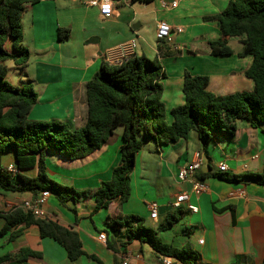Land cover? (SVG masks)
<instances>
[{"label": "crops", "instance_id": "obj_1", "mask_svg": "<svg viewBox=\"0 0 264 264\" xmlns=\"http://www.w3.org/2000/svg\"><path fill=\"white\" fill-rule=\"evenodd\" d=\"M227 2L185 0L177 8L170 9L162 0L148 4L117 0L113 1V15L102 18L96 8L85 6L84 0H41L27 6L23 13L21 44L29 58L22 67L11 62L9 69L16 77L10 84L31 88L37 94L29 120H55L75 128L84 123L85 84L101 62L115 63L131 54L157 57L161 62L166 75L161 81L162 100L167 111L183 104L185 70L192 75L207 76L208 91L213 94L252 91L253 83L243 75L250 58H239L237 54L241 50H232L233 54L225 57H215L209 52L208 43L218 38L219 29L216 23L203 22L202 18L210 15L209 7L213 4L217 3L222 11ZM160 21L171 28L170 43L155 38L156 25ZM59 29L69 30L66 41L57 40ZM197 29L205 30L198 34ZM262 129L264 125L252 128L245 122H238L234 137L219 135L215 142L206 146L195 141L194 134L169 145L154 142L155 152H151L152 147L143 148L142 145L130 175V196L126 202L115 200L106 209L95 211L91 198L69 200L61 205L50 194L43 206L47 219L77 233L85 255L69 261L59 244L40 237L36 226L21 225L14 230L19 229L20 233L13 240H0V256L28 249L40 257L29 258L27 264H97L89 256L98 258L103 264H159V257L149 246L137 241L124 245L125 229L109 228L107 219L135 215L144 219L145 226L155 227V230L165 214L174 209L176 196L186 192L190 204L197 206L198 211L190 213L182 207L183 218L171 229L158 234L164 243L176 248L188 245L198 256L194 264H232L236 261L260 264L264 255V186L244 179L228 183L216 175L222 163L227 167L225 173L230 175L260 173L264 165ZM120 135L121 130L115 129L99 150L77 160L48 152L45 158L48 177L78 191L97 189L101 182L110 180L112 170L119 163ZM197 152L202 155L197 175L204 177L208 187L201 195L192 192L190 181H181L177 176L182 167L194 160ZM1 163L6 169L14 167L13 152L5 151ZM21 173L35 176L34 169ZM238 190H243L244 195H230ZM26 199H30L26 194H0V213L10 211V204ZM152 203L158 208L171 209L154 221L149 218L148 210ZM2 226L0 217V229ZM179 229L183 237L180 239ZM100 234L105 235L103 241L98 239Z\"/></svg>", "mask_w": 264, "mask_h": 264}, {"label": "trees", "instance_id": "obj_2", "mask_svg": "<svg viewBox=\"0 0 264 264\" xmlns=\"http://www.w3.org/2000/svg\"><path fill=\"white\" fill-rule=\"evenodd\" d=\"M41 0H0V194H26L30 199L47 191L61 204L91 198L95 211L106 209L115 200L124 203L130 196V175L135 158L143 145L138 135L153 140L158 145H169L187 140L194 134L206 146L219 135L234 137L237 123L245 122L252 128L264 125V0H228L224 9L214 15L204 16L203 22L218 25L219 36L208 43L210 55L225 57L233 54L229 39L239 40L242 48L239 58H250L243 75L253 83L252 91H238L217 95L208 91L209 78L184 71L182 81L183 104L166 110L162 100L161 81L166 77L157 57L148 58L133 54L109 63L102 61L98 70L84 87V123L75 128L55 120L31 121L28 119L37 94L28 87L18 88L6 81L7 62L25 66L29 53L22 46L21 20L27 6ZM154 0H130L131 4H148ZM69 30H58L57 40L66 41ZM167 116L169 120H167ZM121 128L120 160L112 170L109 181H103L95 190L78 191L51 180L46 172L45 158L55 152L70 160L81 159L96 150ZM264 132V129H262ZM14 155L15 173L2 165L5 151ZM34 169L35 176L22 171ZM228 183L245 180L264 186V165L260 173L234 176L225 172L216 175ZM203 180L202 175H196ZM181 208L165 214L157 229L145 226L144 219L130 215L123 219H107L106 225L125 229V242L145 244L159 257L169 258L173 264H194L198 256L186 245L176 248L164 243L158 234L171 229L183 218ZM3 226L0 240H13L20 233L19 226L34 225L41 238L59 244L69 261L85 255L76 232L56 221L38 219L21 209L0 213ZM40 255L28 249L0 256V264H27L29 258ZM97 264L98 258L89 256ZM232 264H245L236 261ZM264 264V255L260 262Z\"/></svg>", "mask_w": 264, "mask_h": 264}, {"label": "built area", "instance_id": "obj_3", "mask_svg": "<svg viewBox=\"0 0 264 264\" xmlns=\"http://www.w3.org/2000/svg\"><path fill=\"white\" fill-rule=\"evenodd\" d=\"M163 4L168 6L170 9L177 8L180 3H182L185 0H170L168 3L165 2V0H162ZM84 5L92 8H96L99 15L102 18H109L113 15V1L112 0H84ZM155 38L158 41L167 42L170 43L172 40L171 38V28L170 26L164 22L160 21L156 25L155 29ZM202 165V155L197 152L194 155V160L190 162L185 167H182L178 172V179L181 181H190L192 184V192L196 195H201L205 192H207L208 187L205 184V182L201 179H198L196 177L197 173L199 172ZM8 172L15 173L16 170L13 167L7 168ZM227 167L224 163L220 164L218 166L219 172H226ZM231 196H243L244 191L238 190L237 192L231 193ZM50 196V193L47 191L41 192L37 195V197L33 199H26L18 203H13L9 205V209H21L26 213H30L33 217L38 219H47V214L43 209V206L45 205L46 201L48 200ZM185 208L186 211L190 213H197L198 207L195 205L190 204L189 202V194L186 192H183L176 196L174 203L172 205V208L178 209V208ZM158 206L155 203H152L149 205V218L151 220L156 221L158 219ZM98 239L100 241H103L105 239L104 234H100L98 236ZM201 242V241H200ZM174 261L169 258H163L159 260V264H173ZM123 264H127L124 262Z\"/></svg>", "mask_w": 264, "mask_h": 264}, {"label": "rangeland", "instance_id": "obj_4", "mask_svg": "<svg viewBox=\"0 0 264 264\" xmlns=\"http://www.w3.org/2000/svg\"><path fill=\"white\" fill-rule=\"evenodd\" d=\"M224 6H225V5H224ZM224 6L222 7V9L224 8ZM220 11H221V9L218 8L217 3H215V4H213V6L209 7V14H210V15H214V14L220 12ZM197 30H198V34H200V33H202V31H204L205 29H197ZM211 36H212V35H208L207 37H211ZM199 40H201V39L198 38V41H199ZM228 45L231 47V49H232L234 52H238V51H240L241 48H242V46H241L239 40L236 39V38H231L230 41H229V43H228ZM179 64H180V62H179ZM6 65H7L8 70H9V71H8V76L6 77V81L10 84V83L12 82V80L16 77V75H15V72H13L12 69H9V68H12V63H11V62H7ZM166 65H167V64H166ZM172 65H175V63L172 64ZM118 130L120 131L121 128L119 127ZM137 137H138V139L144 141V142H143V146H144L143 148H146V147H149V146H150V147H152L151 152H155V144H154V141H153V140H147V139H145L142 135H138ZM195 141H197V140H195ZM179 147H180V146H179ZM179 227H180V226H179ZM153 228H155V227H152V229H153ZM176 232H177V231H176ZM180 238H183V237H182V231H180V229H179V236H178V239H180ZM164 239H165V237H163V240H164Z\"/></svg>", "mask_w": 264, "mask_h": 264}, {"label": "water", "instance_id": "obj_5", "mask_svg": "<svg viewBox=\"0 0 264 264\" xmlns=\"http://www.w3.org/2000/svg\"><path fill=\"white\" fill-rule=\"evenodd\" d=\"M113 1H117V0H113ZM170 209H171V207H168V208L160 207L158 209V213H159V215H163L166 210H170Z\"/></svg>", "mask_w": 264, "mask_h": 264}]
</instances>
